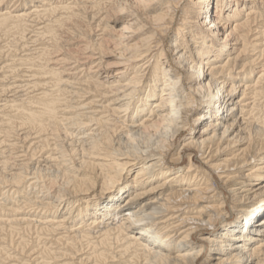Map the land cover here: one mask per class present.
I'll list each match as a JSON object with an SVG mask.
<instances>
[{
	"label": "bare ground",
	"instance_id": "6f19581e",
	"mask_svg": "<svg viewBox=\"0 0 264 264\" xmlns=\"http://www.w3.org/2000/svg\"><path fill=\"white\" fill-rule=\"evenodd\" d=\"M0 264H264V0H0Z\"/></svg>",
	"mask_w": 264,
	"mask_h": 264
},
{
	"label": "rangeland",
	"instance_id": "374dc122",
	"mask_svg": "<svg viewBox=\"0 0 264 264\" xmlns=\"http://www.w3.org/2000/svg\"><path fill=\"white\" fill-rule=\"evenodd\" d=\"M110 62H113L112 60ZM198 158H200V155H198ZM186 161H187V158L185 157ZM58 183L59 185H57L58 187L62 186L61 183L63 184V181L61 180V178H58ZM5 187V186H4ZM228 197V210L230 209V204H231V199L229 197V195H227ZM196 242H198V240H196Z\"/></svg>",
	"mask_w": 264,
	"mask_h": 264
}]
</instances>
